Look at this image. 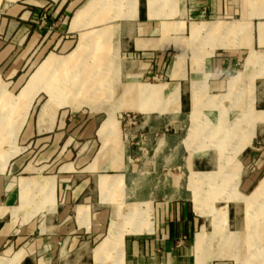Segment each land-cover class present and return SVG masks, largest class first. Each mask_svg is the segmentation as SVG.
Listing matches in <instances>:
<instances>
[{
  "label": "crops",
  "instance_id": "1",
  "mask_svg": "<svg viewBox=\"0 0 264 264\" xmlns=\"http://www.w3.org/2000/svg\"><path fill=\"white\" fill-rule=\"evenodd\" d=\"M204 105L252 107L247 129L218 132L245 139L233 171L251 164L264 139V0H0V264H197L213 216L195 209L189 179L214 172L185 145L189 131L178 144L175 129L156 130L140 155L120 146L118 119L172 127L188 109L190 127ZM33 141L40 160L23 161ZM135 169L153 181L143 197ZM232 202L224 249L240 251L232 264H264Z\"/></svg>",
  "mask_w": 264,
  "mask_h": 264
},
{
  "label": "rangeland",
  "instance_id": "2",
  "mask_svg": "<svg viewBox=\"0 0 264 264\" xmlns=\"http://www.w3.org/2000/svg\"><path fill=\"white\" fill-rule=\"evenodd\" d=\"M36 77L38 76L36 75L35 78ZM145 83L153 82L146 81ZM187 108L188 107H186V109ZM263 108L264 107H259L258 110ZM250 110H252V107L247 105L198 106V111L194 118H192V115L189 114L190 127L186 117L188 109L185 111L187 112L186 115L180 119L181 122H176V126L172 127L154 125L148 128L145 126L144 120L135 112L121 114L118 119L120 122V146L123 145L129 151H133L136 154L139 153L140 155L144 153L147 147L157 138L158 133H156V130L165 132L175 129L177 131L178 144L184 138L186 132L189 131L186 139L184 140L185 145L189 148L191 153L195 154L196 159L202 160L203 156H205L204 161H206L205 166L207 167V172H214H194L190 175L189 179V188L193 191V195L195 194L194 206L196 204L200 205V208L204 209V211L209 210L210 215L213 216V220L212 218H209V224L206 231L207 234L205 235L204 242L200 245V247H196L195 249L197 264H200V261H202L203 264H232L234 260L240 259V251H237V255L235 256V250L233 249L232 245L230 248L224 249V243H226L225 245L227 247L230 245L228 240L227 242H224L223 234V223L225 222L227 214L225 204L232 202L233 198L235 199L236 196L233 194L234 192L243 195L249 194L255 187L257 188L261 180L264 179V139H257L259 142V147L262 149L256 152L257 157L255 160L247 166L244 165L242 170L233 171L232 168L234 164L231 159L233 154L230 152L233 151L235 141L241 140L244 142L245 139L233 137H222L219 139L216 137L218 136L219 131L233 130L235 128L247 129L249 126L248 119L252 114V111ZM261 116L264 118V114ZM235 119L237 121H235ZM259 127L260 129H263L264 125ZM212 134H214V136H212ZM39 148L40 145H37V143L33 141L30 145L28 153L23 154V161L26 160L27 162L31 160L32 162H38L40 160V153L38 151ZM137 158L138 156L134 155L131 157V160H137ZM136 164L137 163H135V165ZM218 167H222V169L219 170ZM138 172H140L138 169L133 171L132 179H135V181L138 183L137 196L143 197L145 191H147L149 188H152L153 181L151 180L152 183L147 179L144 181L138 176ZM160 172L163 179H167L168 176L174 177L175 175H180V171L177 170ZM212 174L215 175L209 179L208 176ZM241 177L249 178L251 185L248 187L237 186L239 181L238 179ZM185 181L186 179L183 175L180 176L179 180L176 182V186L179 189L178 195L183 193ZM211 181L214 183V185L209 186L208 184ZM146 182H150V184H147ZM165 182L167 183L168 181L165 180ZM202 185L207 186L201 187ZM256 188L254 189L253 193L255 192ZM161 189L162 192L173 191V189L170 190L167 186H161ZM255 196V199L252 198L254 199L252 201L242 200L245 198L237 197L242 199L232 202L231 209L232 211L233 209L237 211L238 219H240L238 226L242 224L247 226L250 225L257 232L256 236L259 248L257 251H254V253L256 254V259L264 262V242H262V240L264 241V188L262 189L260 195L258 194L257 196V194H255ZM199 198H202V200ZM195 199H197L198 202H195ZM131 213L129 214L131 215ZM230 225L233 227L234 223H231ZM204 243L206 247L201 250ZM219 245H221V248H219Z\"/></svg>",
  "mask_w": 264,
  "mask_h": 264
},
{
  "label": "bare ground",
  "instance_id": "3",
  "mask_svg": "<svg viewBox=\"0 0 264 264\" xmlns=\"http://www.w3.org/2000/svg\"><path fill=\"white\" fill-rule=\"evenodd\" d=\"M81 13V12H80ZM116 34V33H115ZM75 56V55H74ZM63 60V59H62ZM65 60V59H64ZM49 62H50V60H48ZM61 61V60H60ZM48 62V63H49ZM57 64V63H56ZM179 64V63H178ZM177 64V65H178ZM51 65V64H50ZM53 69V68H52ZM81 70V69H80ZM42 71V67L38 70V72H37V76L40 74V72ZM54 71V70H53ZM63 71V70H62ZM73 71H75V70H73ZM47 72V71H46ZM54 73V72H53ZM94 73V72H93ZM57 74V73H56ZM67 74V73H66ZM96 74V73H95ZM47 75H48V73H47ZM67 76V75H66ZM50 78V77H49ZM32 79H34V78H32ZM46 80H48L47 78H46ZM53 80V79H52ZM75 80V79H74ZM82 81V80H81ZM52 82H54V81H52ZM51 82V83H52ZM67 82V81H66ZM98 82V81H97ZM48 83V82H47ZM55 83V82H54ZM101 83V82H100ZM57 84V83H56ZM87 85V84H86ZM99 85V84H98ZM28 86V85H27ZM68 86V85H67ZM233 86V85H232ZM90 87V86H89ZM29 88V87H28ZM72 88V87H71ZM92 88V87H91ZM85 89V88H84ZM75 90V89H74ZM73 90V91H74ZM81 90V89H80ZM105 90V89H104ZM25 91V90H24ZM72 92V91H71ZM79 92V91H78ZM82 92V91H81ZM84 92V91H83ZM66 93V92H65ZM73 93V92H72ZM76 93V92H75ZM81 94V93H80ZM67 95V94H66ZM65 95V96H66ZM85 95V94H84ZM70 96V95H69ZM68 96V97H69ZM72 96V95H71ZM73 97V96H72ZM152 97V96H151ZM153 97H154V95H153ZM65 98V97H64ZM58 99V98H57ZM86 99H87V96H86ZM85 102V101H84ZM197 111H198V106H193L192 107V112H191V115H192V118H194L195 117V115H196V113H197ZM212 136H214V134H212ZM216 138H222V137H220L219 135L216 137ZM218 144H219V142H218ZM223 144V143H222ZM213 175H215V174H212V175H210V176H208L209 177V179L213 176ZM217 176V175H216ZM215 178V177H214ZM209 186H212V185H214V183L211 181V182H209V184H208ZM217 185V184H216ZM264 188V179L263 180H261V182H260V184L257 186V188H256V190H255V192L254 193H252V195L253 196H255V194H257V196H258V194L260 195V193H261V191H262V189ZM211 191V190H210ZM217 192V191H216ZM215 192V193H216ZM195 193V192H194ZM194 196H195V194H194ZM196 198V197H195ZM200 200H201V198H199ZM234 199V198H233ZM236 199V198H235ZM237 200H241V198H237ZM242 200H244V199H242ZM245 200H247V199H245ZM195 202H198V200L197 199H195ZM200 205H198V204H196L195 205V207H196V210L197 211H199L200 212V207H199ZM209 212V211H208ZM253 212V211H252ZM201 213V212H200ZM203 213V212H202ZM222 216H223V214H222ZM224 217V216H223ZM205 232V231H204ZM204 240H205V236L203 235V234H199V235H197L196 236V239H195V241H196V247H200V245L204 242ZM262 242H264L263 240H262Z\"/></svg>",
  "mask_w": 264,
  "mask_h": 264
}]
</instances>
